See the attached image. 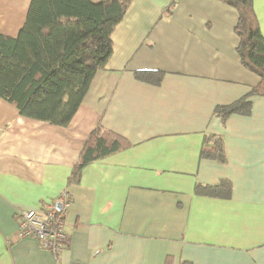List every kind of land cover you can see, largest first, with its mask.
Here are the masks:
<instances>
[{
  "label": "crops",
  "instance_id": "crops-1",
  "mask_svg": "<svg viewBox=\"0 0 264 264\" xmlns=\"http://www.w3.org/2000/svg\"><path fill=\"white\" fill-rule=\"evenodd\" d=\"M30 2L0 0L1 35H18ZM252 3L264 36V0ZM237 19L219 0H130L67 125L24 118L0 96V264H264V96L249 97L248 114L213 113L260 80L240 62ZM98 124L128 147L67 184ZM204 134L222 137L224 163L200 157ZM221 183L228 197L194 192ZM63 190L70 239L55 259L17 237L15 215Z\"/></svg>",
  "mask_w": 264,
  "mask_h": 264
},
{
  "label": "trees",
  "instance_id": "trees-1",
  "mask_svg": "<svg viewBox=\"0 0 264 264\" xmlns=\"http://www.w3.org/2000/svg\"><path fill=\"white\" fill-rule=\"evenodd\" d=\"M234 7L238 19L236 50L240 62L260 80L247 95L213 113L222 118L248 114L252 95L264 96V36L260 32L252 0H219ZM130 0H31L18 35L0 34V96L28 119L65 126L79 107L93 75L106 64L111 33ZM138 79L158 84L161 71H137ZM122 136L96 125L72 165L67 184L80 182L83 168L93 161L127 148ZM200 157L224 163L221 136L204 134ZM194 192L228 197L227 184H196Z\"/></svg>",
  "mask_w": 264,
  "mask_h": 264
},
{
  "label": "built area",
  "instance_id": "built-area-1",
  "mask_svg": "<svg viewBox=\"0 0 264 264\" xmlns=\"http://www.w3.org/2000/svg\"><path fill=\"white\" fill-rule=\"evenodd\" d=\"M60 205V210L57 209ZM70 206L67 190L61 191L54 200L42 203L38 208H21L16 213L18 238L36 239L42 248L58 259L61 251L69 244L63 216Z\"/></svg>",
  "mask_w": 264,
  "mask_h": 264
},
{
  "label": "water",
  "instance_id": "water-1",
  "mask_svg": "<svg viewBox=\"0 0 264 264\" xmlns=\"http://www.w3.org/2000/svg\"><path fill=\"white\" fill-rule=\"evenodd\" d=\"M57 209L60 210V205L59 204H57Z\"/></svg>",
  "mask_w": 264,
  "mask_h": 264
}]
</instances>
